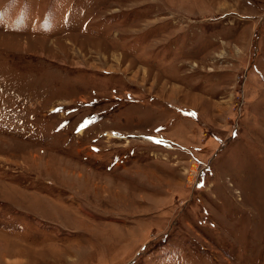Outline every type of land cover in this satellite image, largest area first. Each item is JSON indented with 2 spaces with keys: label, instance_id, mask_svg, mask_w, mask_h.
<instances>
[{
  "label": "rangeland",
  "instance_id": "obj_1",
  "mask_svg": "<svg viewBox=\"0 0 264 264\" xmlns=\"http://www.w3.org/2000/svg\"><path fill=\"white\" fill-rule=\"evenodd\" d=\"M0 264H264V0H0Z\"/></svg>",
  "mask_w": 264,
  "mask_h": 264
}]
</instances>
